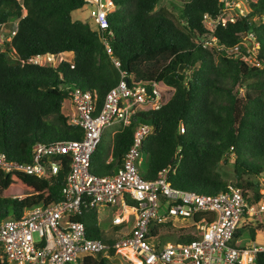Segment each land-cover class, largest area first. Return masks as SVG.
Returning <instances> with one entry per match:
<instances>
[{"label":"trees","instance_id":"1","mask_svg":"<svg viewBox=\"0 0 264 264\" xmlns=\"http://www.w3.org/2000/svg\"><path fill=\"white\" fill-rule=\"evenodd\" d=\"M248 1L247 17L218 25L212 33L220 43L238 45L241 55H248L243 34L252 31L258 44L254 56L261 67L241 55L228 56L203 46L207 32L203 15L215 16L218 0L185 1L178 8L183 27L162 8L156 10L159 0H111L115 10L108 15L107 40L112 54L103 44L105 29L90 17H72L85 0H0V26L16 19L15 34L4 49L0 43V152L29 163L35 143L81 139L83 130L69 123L63 102L75 88H82L95 91L100 106L124 71L136 83L156 82L173 92L158 108L137 111L129 124L106 129L91 155L92 173L116 172L132 144L135 127L147 124L152 131L140 147L146 157L144 175L140 174L144 179L153 180L169 168L173 187L213 194L232 185L251 189L249 201L258 202L263 194L256 178L264 174V0ZM64 52L72 53L70 62H28L35 55L57 57ZM111 56L118 59L119 67ZM179 125L184 126L183 133ZM221 164L232 166L234 181L228 180ZM69 165L66 156L57 172L45 177L0 170V222L22 216L35 205L61 200ZM15 189L30 193L13 197ZM126 202L136 204L129 198ZM74 218L84 224L89 238L111 242L99 226L96 208L81 205ZM162 226L152 223L150 234ZM259 230L264 232V216L262 223L246 225L236 236L254 239ZM115 255L110 248L106 254L84 257L82 264H112L110 257ZM0 264L8 262L0 259ZM258 264H264V254Z\"/></svg>","mask_w":264,"mask_h":264},{"label":"built area","instance_id":"2","mask_svg":"<svg viewBox=\"0 0 264 264\" xmlns=\"http://www.w3.org/2000/svg\"><path fill=\"white\" fill-rule=\"evenodd\" d=\"M218 3L220 9L215 16L203 15L202 24L207 32L202 44L211 50L224 51L228 56L239 57L238 45L227 47L212 32L218 25L225 26L247 17L251 11L249 1L218 0ZM87 5L93 6L89 11L90 18L99 28L105 29L103 44L112 54L107 40L111 35L108 28V14L113 10L111 0H85L84 6ZM243 35L248 42L243 45L250 54L241 57L261 67L254 56L258 44L253 32ZM111 57L114 65L119 67L118 59ZM55 59L52 54H45L31 57L29 61L43 64L54 63ZM167 88L170 87L156 82L151 85L136 83L133 76L121 71L118 82L106 92L100 106L95 91L75 88L69 98L74 109L69 123L82 128L81 139L35 143L29 163L0 152V170L19 171L36 177L56 173L64 157L70 158L61 200L46 206L35 205L22 216L8 217L0 222L2 258L9 264H82L84 257L97 252L106 254L113 248L116 254L119 249L128 251L126 254L129 255L124 258L132 264H258L264 254V242H257L254 237L242 245L236 234L253 218L264 214V199L253 204L249 201L248 189L232 185L213 194L176 188L168 181L169 168L160 170L153 180L144 179L139 170L140 147L152 131L151 126L135 127L132 144L116 172L95 174L90 171L91 155L105 129L113 124H129L137 111L158 108L164 103L162 96ZM179 132H184L183 125H179ZM16 196L24 197L20 194L13 197ZM127 198L136 204H127ZM161 200L164 203L161 204ZM81 205L120 209V214L113 216L112 225L125 230L121 229L110 243L89 238L84 224L74 218L81 212ZM176 222L185 223L177 226ZM152 223L163 225L153 236L150 234ZM164 227L167 233L174 232L177 240L160 246L156 239ZM171 227L180 230L173 231ZM185 227L192 229L185 231ZM185 236L190 239L181 240Z\"/></svg>","mask_w":264,"mask_h":264},{"label":"rangeland","instance_id":"3","mask_svg":"<svg viewBox=\"0 0 264 264\" xmlns=\"http://www.w3.org/2000/svg\"><path fill=\"white\" fill-rule=\"evenodd\" d=\"M187 0H159L157 6H156V10L159 8H162L163 10H165V12L167 13V15L172 18V20H174V22L179 26V27H183V22L182 19L179 17V7ZM93 8L92 5H87L84 7L79 8L78 10L74 11L72 13V17L75 18H79V19H86L89 20V11ZM16 22V19L12 18L10 19L6 24H3V26H0V43L2 45V49L5 48L4 43L7 40L8 37H10L11 35V30L14 27V23ZM243 43H248L246 38L243 35ZM250 47V44H249ZM11 55L12 52H10ZM68 55H65L62 53V55L59 58H56L54 63L52 64H57L61 58L63 59H68ZM62 60V59H61ZM173 92V88H167L165 93L163 94V99L164 102L171 96ZM66 101V100H65ZM63 103V111L64 112H68L67 107L65 106V102ZM112 126L107 127L106 129H111ZM105 129V130H106ZM141 161H140V165H139V169H140V174L143 176L144 175V169H145V165H146V157L144 155H141ZM221 169L223 171H225L226 173V177L228 178L229 181H234L235 177L233 175V169L232 166L230 164L226 165V164H221ZM246 177V176H244ZM258 180V183L260 185V193L263 194L261 199H264V174L262 176H258L256 178ZM251 192V189H248ZM14 194H20V195H26V193H24L23 189H15L14 190ZM9 211H10V205L8 207ZM116 214H120V209H117L114 206H102L98 208V220H99V225L100 227L104 230V231H109V233H112L113 231V225H112V218L114 215ZM264 214L262 215H258L255 218H253L250 222V225H258L260 224V222L262 223V219H263ZM185 222H176V225H182ZM130 226V223L128 224ZM241 227V226H240ZM239 227V228H240ZM172 229H174L173 231H178L180 229H177L179 227H171ZM185 231H189L190 229H192L191 227H185L184 228ZM125 230V229H122ZM173 233V234H172ZM172 233H167V229L164 227L162 229V233L160 234L159 237V245L162 246L163 244H166L168 242H173L176 241V235L174 232ZM36 236V235H35ZM239 239L242 240V245H245L247 242H250L251 239L249 236H243L240 237ZM257 242H264V233L260 232V236H257L256 238ZM128 256L126 254V250L124 249H119L118 253L113 256L110 257V262L112 264H132L131 262L127 261L124 257Z\"/></svg>","mask_w":264,"mask_h":264},{"label":"crops","instance_id":"4","mask_svg":"<svg viewBox=\"0 0 264 264\" xmlns=\"http://www.w3.org/2000/svg\"><path fill=\"white\" fill-rule=\"evenodd\" d=\"M63 54H65V55H68L69 57H68V59H63V60H66V61H68V62H70L71 60H72V53L71 52H64ZM62 54H60L59 55V57L61 56ZM58 57V58H59ZM66 103H65V106L67 107V110H68V112H64L63 111V109H64V107L62 106V112L64 113V115H67L68 117H71V115L73 114V107H72V105L70 104V99H67L66 101H65ZM64 103V102H63ZM97 211H98V209H97ZM125 212H127L126 211V209H125V211H124V213ZM126 214V213H125ZM131 219H132V216H131ZM98 222H99V220H98ZM100 226V225H99ZM113 228V231H112V233H109V231H104L103 230V232H104V234H105V236L108 238V240H110L111 242L116 238V236L118 235V232H120L121 231V229H123L124 227H121V226H117V227H115V226H113L112 227ZM260 232H263V230H259L256 234H255V238H257V236H260ZM264 233V232H263Z\"/></svg>","mask_w":264,"mask_h":264},{"label":"clouds","instance_id":"5","mask_svg":"<svg viewBox=\"0 0 264 264\" xmlns=\"http://www.w3.org/2000/svg\"><path fill=\"white\" fill-rule=\"evenodd\" d=\"M82 7H84V5L82 6ZM115 10V6L113 5V10L111 11V12H113ZM111 12H109V13H111ZM109 15V14H108ZM1 26H3V25H1ZM14 32V33H13ZM15 34V31L12 29L11 30V35H10V37H8L7 38V40H10L11 39V37L13 36ZM48 54V53H47ZM62 54V53H61ZM42 55H45V54H42ZM60 55V54H59ZM59 55L57 56V57H55V58H58L59 57ZM35 56H37V55H35ZM32 57H34V56H32ZM31 58V57H30ZM29 58V59H30ZM29 59H28V62H31V61H29ZM63 60V59H62ZM31 63H33V62H31ZM34 64H37V63H34ZM43 64H52V63H43ZM43 64H39V65H43ZM52 65H54V64H52ZM167 86V85H166ZM170 87V86H169ZM24 191V193L26 192V195H28L30 192L29 191H27V190H23ZM16 195H18V194H16ZM26 195H24V196H26ZM13 196H15V195H13ZM16 197H18V196H16ZM2 257H4V254H2V256H0V259L2 260V259H5V258H2ZM9 264V263H8Z\"/></svg>","mask_w":264,"mask_h":264},{"label":"bare ground","instance_id":"6","mask_svg":"<svg viewBox=\"0 0 264 264\" xmlns=\"http://www.w3.org/2000/svg\"><path fill=\"white\" fill-rule=\"evenodd\" d=\"M126 253H128V251H126ZM129 255V254H128Z\"/></svg>","mask_w":264,"mask_h":264}]
</instances>
